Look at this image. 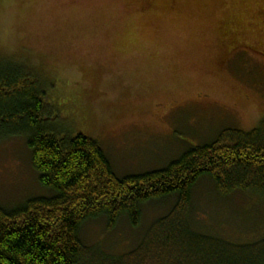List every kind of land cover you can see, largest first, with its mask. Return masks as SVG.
I'll list each match as a JSON object with an SVG mask.
<instances>
[{
    "label": "rangeland",
    "instance_id": "374dc122",
    "mask_svg": "<svg viewBox=\"0 0 264 264\" xmlns=\"http://www.w3.org/2000/svg\"><path fill=\"white\" fill-rule=\"evenodd\" d=\"M0 59L37 71L55 127L97 139L120 177L165 168L226 129L264 120V0H0ZM47 195L26 140L0 141V205ZM177 199L145 203L137 226L128 215L114 229L105 216L89 220L81 236L128 253ZM190 212L200 232L264 238L255 192L222 196L203 176Z\"/></svg>",
    "mask_w": 264,
    "mask_h": 264
},
{
    "label": "trees",
    "instance_id": "16d2710c",
    "mask_svg": "<svg viewBox=\"0 0 264 264\" xmlns=\"http://www.w3.org/2000/svg\"><path fill=\"white\" fill-rule=\"evenodd\" d=\"M4 59L0 141L26 140L39 183L51 195L12 210L0 205V264H264V238L238 243L195 230L190 220L192 192L203 176L222 196L243 191L264 197V120L251 131L226 129L165 168L120 177L97 139L55 127L47 81ZM172 195L174 208L128 253L107 254L81 236L86 222L103 216L109 229L124 215L137 226L145 203Z\"/></svg>",
    "mask_w": 264,
    "mask_h": 264
}]
</instances>
